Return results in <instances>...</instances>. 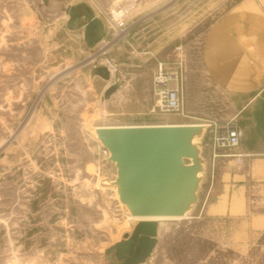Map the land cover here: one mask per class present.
Wrapping results in <instances>:
<instances>
[{"label": "rangeland", "instance_id": "1", "mask_svg": "<svg viewBox=\"0 0 264 264\" xmlns=\"http://www.w3.org/2000/svg\"><path fill=\"white\" fill-rule=\"evenodd\" d=\"M242 1L0 0V264H109L105 250L137 223L126 222L114 189L102 186L115 180L116 167L94 127L236 116L204 48L216 26L242 29L228 36L242 47L264 43V0H256L255 20H226ZM84 4L102 22L127 9L129 31L86 45L80 30L66 26L68 8ZM249 51L247 66L259 54ZM178 56L187 77L185 116L151 114L157 64ZM106 58L116 71L109 81L92 79V61ZM203 155L196 205L188 218L158 222L144 264H264V180L254 175L253 155L241 163L229 151L214 161Z\"/></svg>", "mask_w": 264, "mask_h": 264}, {"label": "water", "instance_id": "2", "mask_svg": "<svg viewBox=\"0 0 264 264\" xmlns=\"http://www.w3.org/2000/svg\"><path fill=\"white\" fill-rule=\"evenodd\" d=\"M67 14L68 30L84 29L86 43L105 37L104 23L92 7L71 5ZM91 77L109 81L111 74L106 67L95 66ZM121 86L119 81L108 87L105 97L110 98ZM96 132L117 175L102 185L116 188L127 214L188 218L204 177V125H103ZM157 236V221H139L131 233L105 250L109 264H144L153 254Z\"/></svg>", "mask_w": 264, "mask_h": 264}, {"label": "crops", "instance_id": "3", "mask_svg": "<svg viewBox=\"0 0 264 264\" xmlns=\"http://www.w3.org/2000/svg\"><path fill=\"white\" fill-rule=\"evenodd\" d=\"M232 12L238 15L230 13L231 15L226 17V20L237 17L248 21L255 20L256 0H243ZM68 19L69 17L66 18V24ZM245 29L249 30L247 35H253L254 29L247 27L243 30ZM241 30L217 26L209 29V38L204 48V60L211 68L210 72L220 77L223 90L228 92L234 109L238 111L237 122L244 130L241 149L253 155L251 158L254 175L257 180H264V43H254V45L251 43L246 48L242 47L239 42L236 43L234 39L228 38L230 35H241ZM67 31L74 32L68 29ZM78 33L84 36V29H80ZM245 50L259 53L255 54L254 58L251 54L249 55L248 66ZM176 59L177 57L172 61ZM187 109L189 110L188 106ZM191 113L201 114L202 112Z\"/></svg>", "mask_w": 264, "mask_h": 264}, {"label": "built area", "instance_id": "4", "mask_svg": "<svg viewBox=\"0 0 264 264\" xmlns=\"http://www.w3.org/2000/svg\"><path fill=\"white\" fill-rule=\"evenodd\" d=\"M131 1V0H129ZM127 9H119L105 16L104 27L105 36H124L129 31L126 23ZM100 43H106L104 37ZM103 48H100L102 50ZM182 48H178L181 51ZM98 59V58H97ZM92 61L93 66H104L110 74L116 71V65L108 58ZM185 60L178 56L175 61L161 62L157 64V68L153 74L152 92L155 103L151 108V114H178L185 116ZM116 83V82H115ZM206 127L203 137V153L209 154L207 159L214 161L219 157V151H229V156H233L239 163L244 159L251 157L252 154L242 151L241 141L244 137V130L237 122V117L233 116L222 121L216 119H207L201 123ZM103 153L110 156L109 151L99 142ZM116 178V173L114 175ZM118 207L123 211L124 206L117 200Z\"/></svg>", "mask_w": 264, "mask_h": 264}, {"label": "bare ground", "instance_id": "5", "mask_svg": "<svg viewBox=\"0 0 264 264\" xmlns=\"http://www.w3.org/2000/svg\"><path fill=\"white\" fill-rule=\"evenodd\" d=\"M99 18V17H98ZM100 19V18H99ZM101 20V19H100ZM105 44V43H104ZM102 45H103V43H102ZM99 48H105V45L104 46H101V47H99ZM92 78V77H91ZM93 79V78H92ZM197 125L199 124V125H202L201 123H196ZM97 127L98 126H95L94 127V132H95V136H96V138L98 139V141L100 142V140H99V138H98V135H97V132H96V130H97ZM196 141H198V140H196ZM101 143V142H100ZM103 187H108V188H112V189H114V192H115V194H116V196L118 197V199H119V196H118V192H117V190H116V188H113V187H110V186H104V185H102ZM120 201V200H119ZM122 204V203H121ZM123 205V204H122ZM124 206V205H123ZM124 208H125V206H124ZM126 209V208H125ZM126 214H127V209H126ZM128 216H126V222L128 223V222H130L131 224H136V223H138L139 221H143V220H148V221H157V222H161V221H180V220H183V219H185V218H182V217H136V216H131V215H129V214H127ZM134 227V226H133Z\"/></svg>", "mask_w": 264, "mask_h": 264}]
</instances>
